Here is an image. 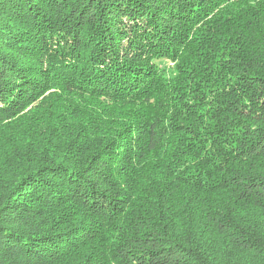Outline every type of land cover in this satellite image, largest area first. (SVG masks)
Returning a JSON list of instances; mask_svg holds the SVG:
<instances>
[{"label": "trees", "instance_id": "1", "mask_svg": "<svg viewBox=\"0 0 264 264\" xmlns=\"http://www.w3.org/2000/svg\"><path fill=\"white\" fill-rule=\"evenodd\" d=\"M0 264H264V0H0Z\"/></svg>", "mask_w": 264, "mask_h": 264}]
</instances>
